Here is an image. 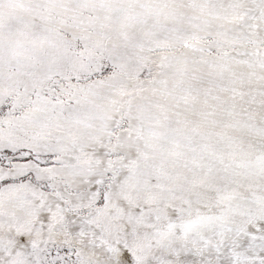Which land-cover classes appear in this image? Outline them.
<instances>
[{
  "label": "snow or ice",
  "instance_id": "obj_1",
  "mask_svg": "<svg viewBox=\"0 0 264 264\" xmlns=\"http://www.w3.org/2000/svg\"><path fill=\"white\" fill-rule=\"evenodd\" d=\"M0 264H264V0H0Z\"/></svg>",
  "mask_w": 264,
  "mask_h": 264
}]
</instances>
